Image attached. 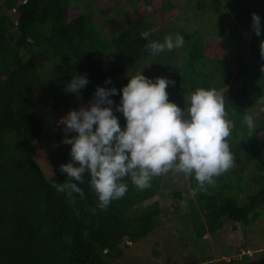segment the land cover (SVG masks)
<instances>
[{
	"label": "trees",
	"instance_id": "16d2710c",
	"mask_svg": "<svg viewBox=\"0 0 264 264\" xmlns=\"http://www.w3.org/2000/svg\"><path fill=\"white\" fill-rule=\"evenodd\" d=\"M97 1L88 0L87 5L81 0H4L0 6V264H119L132 247L130 242L142 246L144 239L162 228L167 208L160 201L145 203L166 196L164 187L174 189L171 171L154 177L143 190L126 177V194L100 208L88 173L82 181H73L61 172L60 166L71 159V146L62 143L63 126L54 127L69 110L93 103L98 85L120 89L128 76L145 67L144 74L153 80L175 81L167 91L169 100L181 108L185 97L198 87L219 90L231 125L232 166L204 188L194 177H187L194 196L188 198L189 213L176 216L184 219L188 229L183 246H189L190 233L196 243L207 234L216 238L227 221L236 230L246 228L242 229L247 233L264 214L259 137L264 131L260 50L264 33L257 36L252 28L253 13L261 16L264 25V0H195L179 26L172 22L158 34L153 22L158 11L145 8L149 0H114L115 7L106 14L111 20ZM165 6L164 12L178 8L172 1ZM129 8L138 19L122 24ZM147 29H153L149 39L160 41L179 32L184 44L152 55L145 47L147 40L140 36ZM76 74L87 75L90 81L79 94L66 91ZM109 78L111 83L105 84ZM36 91L37 99L33 97ZM112 99L119 103L120 96ZM40 104L42 109L59 112V117L52 114L47 122ZM247 113L257 121L255 131L244 122ZM116 115L124 126L123 114ZM38 151L52 168L51 177L36 160ZM55 180L77 183L84 195L70 186L58 191L53 187ZM246 240L228 245L229 252L223 255L247 249ZM166 244L164 240L163 248ZM256 246L251 244V248ZM151 249L160 253L158 246ZM254 257L264 264L263 253L256 252ZM199 258L191 255L184 264H198ZM247 258L252 260L246 256L241 262L232 256L229 264H247ZM166 261L175 264L170 256Z\"/></svg>",
	"mask_w": 264,
	"mask_h": 264
},
{
	"label": "clouds",
	"instance_id": "9594fccd",
	"mask_svg": "<svg viewBox=\"0 0 264 264\" xmlns=\"http://www.w3.org/2000/svg\"><path fill=\"white\" fill-rule=\"evenodd\" d=\"M261 20V16L252 14V28L257 36L264 33ZM152 31L140 33L152 55L184 44L179 32L169 33L160 41L149 39ZM260 50L264 57V41ZM145 68L128 76V83L120 89L98 85L93 103L69 110L59 121L65 133L62 143L71 146V159L60 170L73 181H82L88 173L100 208L126 194V177L143 190L151 186L154 177L171 171L194 177L198 186L204 188L233 164L228 141L230 121L222 93L216 88L198 87L185 97L181 108L169 100L167 88L175 81L167 77L153 80L144 74ZM89 83L87 75L76 74L67 83L66 91L79 94ZM110 83L111 78L105 81ZM115 95L120 96L119 103L112 99ZM117 112L123 114L124 126ZM243 119L250 131L256 130L253 114L247 113ZM66 186L84 195L77 183L53 182L58 191H64ZM232 256L222 264H229ZM246 256L249 257L245 255L241 260L233 257L242 262Z\"/></svg>",
	"mask_w": 264,
	"mask_h": 264
},
{
	"label": "rangeland",
	"instance_id": "374dc122",
	"mask_svg": "<svg viewBox=\"0 0 264 264\" xmlns=\"http://www.w3.org/2000/svg\"><path fill=\"white\" fill-rule=\"evenodd\" d=\"M167 1H172L177 4L178 8L170 11L164 12L165 4ZM149 0V4L145 3V8H149L150 10H157L158 12L155 14L153 18V22L155 25L156 33H160L170 28L172 22L176 23V26H179L180 20L185 19L187 14V9L195 2V0ZM88 5V0H81ZM4 3V0H0V6ZM96 4L99 6L104 16H106L107 20H111L109 15H106L108 11H110L113 7H115L114 0H100L97 1ZM79 7L80 4H79ZM12 14V13H11ZM14 16V14H12ZM105 18V17H104ZM117 22L119 19L115 18ZM138 19V14L135 11H132L129 8V14L124 19L125 23L122 24H132ZM113 20V19H112ZM121 24V25H122ZM106 30H109V27H106ZM107 34V32H106ZM109 36V35H108ZM44 62V57L42 58ZM48 68L51 69L50 66ZM52 70V69H51ZM39 93L36 91L33 93L34 98H38ZM43 104L38 105L41 114L47 122L51 121L52 114L56 117H59V112L52 113L48 109H42ZM85 107V106H84ZM88 107V106H86ZM264 109V108H262ZM264 113V111H263ZM58 119V122L55 124L58 127L61 124ZM231 125H229L230 127ZM260 143L262 147L261 158H264V131L260 132ZM36 160L39 161V164L42 167V170L48 177L53 175L52 168L47 163L46 159L42 158V155L38 151L36 155ZM240 167V166H239ZM181 174H173L171 173L169 176V180L171 183L175 184L174 189L169 187L163 189V192L166 193V196L160 197L157 196L153 200H148L145 205L151 204L153 201H160L161 205L167 208L168 216H166L165 222L157 232L148 236L144 241H142V246L134 245L130 242L132 247L129 248L128 252L124 255V257L118 261L119 264H168L166 260L170 259L175 262V264H184L187 260H191V255L199 256L200 264H222L223 261H229L230 255H223V252H229V246H238L242 244L246 238V243H248V247L250 250L248 251L245 248H242V251L237 250L238 252L233 253V256H237L238 259H243L245 255H249L251 257V261L247 258V264H258L259 259L254 257L256 252L264 254V214L262 217L253 225L247 228V233H244L243 229L246 228H238L237 230L233 228V224L230 221H227L225 227L220 231L219 235L215 237H210L208 234L204 237V241H200L196 243V239L194 234H188L187 240L189 241V246H183L185 242L184 234L187 235L188 229L185 226L184 219H177V215H181L182 217L189 213V204L188 198L194 196L193 191H187L189 189V180L188 176H183L180 178ZM178 192L181 193L180 197H177L175 194ZM169 194V196H168ZM169 218V219H167ZM258 229H260L258 231ZM174 234L173 238H170ZM236 237H239V241H236ZM164 240H167L166 248H163L162 243ZM256 243L257 246L255 248H251V244ZM227 244V246H225ZM158 246L160 249L159 254H154L151 249V246ZM223 247V251L221 252V248ZM232 249V248H231ZM207 258L202 259L203 254ZM178 261V262H177ZM172 262V263H173Z\"/></svg>",
	"mask_w": 264,
	"mask_h": 264
}]
</instances>
